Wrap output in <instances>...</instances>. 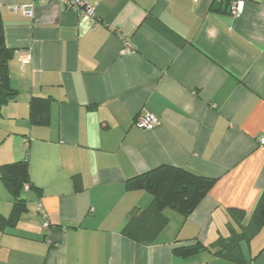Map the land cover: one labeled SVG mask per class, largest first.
I'll use <instances>...</instances> for the list:
<instances>
[{"label":"crops","instance_id":"crops-1","mask_svg":"<svg viewBox=\"0 0 264 264\" xmlns=\"http://www.w3.org/2000/svg\"><path fill=\"white\" fill-rule=\"evenodd\" d=\"M86 1L96 27L58 1L0 0L18 91L1 108L0 166L27 158L33 185L8 220L0 171V264H235L175 248L230 235L229 210L249 218L264 190V0H241L237 14L232 0ZM28 5L32 16L16 9ZM32 96L49 98L47 124L31 123ZM147 111L152 130L135 125ZM163 165L217 180L191 214L167 208L141 244L123 229L153 195L127 180ZM242 246L245 264H264V229Z\"/></svg>","mask_w":264,"mask_h":264},{"label":"trees","instance_id":"trees-1","mask_svg":"<svg viewBox=\"0 0 264 264\" xmlns=\"http://www.w3.org/2000/svg\"><path fill=\"white\" fill-rule=\"evenodd\" d=\"M14 55L15 50L8 47L5 42L4 27L0 18V113L2 106L18 94V91L10 84L9 63ZM49 116V98L32 96L29 115L31 123L47 124ZM0 171L1 177L15 198L13 210L8 218L12 220L28 209L25 199L19 196L21 188L26 183L33 186L28 159L2 164ZM216 180L215 177L201 175L185 167L174 165L159 166L128 179V189H147L153 195V199L146 208L134 213L128 219L123 229L124 235L141 244L153 243L168 223L166 209L175 208L184 216L191 214L210 192ZM229 211L238 221V228H230V235L219 236L208 246L196 241L176 247L175 252L188 255L205 247L235 264L247 263L249 258L242 244L251 241L264 229V190L249 218L245 216L243 210L230 209Z\"/></svg>","mask_w":264,"mask_h":264},{"label":"built area","instance_id":"built-area-1","mask_svg":"<svg viewBox=\"0 0 264 264\" xmlns=\"http://www.w3.org/2000/svg\"><path fill=\"white\" fill-rule=\"evenodd\" d=\"M40 2H50L58 1L60 2L67 10L77 12L80 15H85L96 27L99 24V19L96 15V5L87 2L86 0H36ZM231 13L237 14L240 13L243 9V2L241 0H232L230 3ZM18 11H21L27 16L33 15V7L20 6L16 8ZM126 51L133 49V45L130 40L126 39L124 41ZM23 58L26 62L30 60V55L24 53ZM160 124L159 118L152 112H143L139 114L135 120V125L141 129L152 130ZM261 143L264 144V138L261 139ZM45 225H49V221L46 219Z\"/></svg>","mask_w":264,"mask_h":264}]
</instances>
